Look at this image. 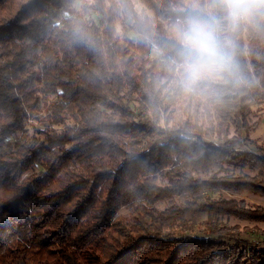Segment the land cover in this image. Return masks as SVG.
I'll return each mask as SVG.
<instances>
[{
    "label": "trees",
    "instance_id": "trees-1",
    "mask_svg": "<svg viewBox=\"0 0 264 264\" xmlns=\"http://www.w3.org/2000/svg\"><path fill=\"white\" fill-rule=\"evenodd\" d=\"M138 1L141 11L133 0L75 11L78 0H0V264H264V249L171 232L201 210L264 221L234 200L198 203L217 185L253 183L190 173L264 170V157L240 150L264 102V23L230 34L236 76L186 94L170 26L209 0ZM180 104L203 107L219 142L204 125L171 124ZM38 115L43 127L26 138ZM176 197L184 208H157Z\"/></svg>",
    "mask_w": 264,
    "mask_h": 264
},
{
    "label": "rangeland",
    "instance_id": "rangeland-1",
    "mask_svg": "<svg viewBox=\"0 0 264 264\" xmlns=\"http://www.w3.org/2000/svg\"><path fill=\"white\" fill-rule=\"evenodd\" d=\"M136 4L137 10L141 11L143 5L138 0H133ZM93 0H78L75 6V11H80L84 4H91ZM118 29L121 30L119 22ZM199 111V110H198ZM206 111L201 108L197 113L194 110V106L186 107V104L177 105L172 116L171 124L174 122L188 121L191 124L204 125L203 127L208 133L204 134V137L208 141L219 142L216 135L211 131L213 125H209V117ZM44 116L38 115V118H31L29 126L27 128L26 138H30L37 134L36 131L43 127ZM234 129L230 131V138L234 137ZM243 146L240 150L245 152H253L259 156L264 157V102L255 104L253 106V114L250 121V131L244 134L242 137ZM258 167L252 169L251 166L230 167L225 165L223 167L213 166L208 171H190L191 175L196 178L208 179L213 175H217L219 178H225L229 176L236 178V181L243 178V182H250L254 185H241L248 187L247 189L234 192L232 190H224V186H216L218 191L214 193H203L198 203L202 204H218L222 201L234 200L238 204L239 208L244 212L256 213L258 209L264 211V195L258 193L264 188V170ZM240 187V186H239ZM239 187H237L239 189ZM177 206L184 208L186 201L183 197H176L159 202L157 208L159 210H166L169 207ZM203 209V207H201ZM263 211L259 213H263ZM124 214L128 213V210L123 211ZM175 236H191L201 238H220L227 244L239 247H257L264 249V221H251L241 220L234 216L221 213H208L207 211H197L196 213L187 216L183 219H178L175 223L174 229L171 231Z\"/></svg>",
    "mask_w": 264,
    "mask_h": 264
},
{
    "label": "clouds",
    "instance_id": "clouds-1",
    "mask_svg": "<svg viewBox=\"0 0 264 264\" xmlns=\"http://www.w3.org/2000/svg\"><path fill=\"white\" fill-rule=\"evenodd\" d=\"M264 23V0H209L196 6L170 26L175 57L171 63L177 87L197 94L204 87L239 73L236 44L230 34L241 26L259 28ZM160 54V50L154 47Z\"/></svg>",
    "mask_w": 264,
    "mask_h": 264
}]
</instances>
